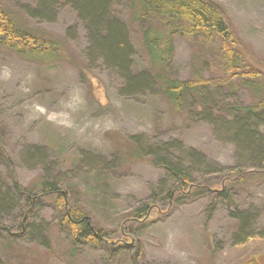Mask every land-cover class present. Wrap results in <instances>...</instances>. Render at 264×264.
Listing matches in <instances>:
<instances>
[{"label":"rangeland","instance_id":"rangeland-1","mask_svg":"<svg viewBox=\"0 0 264 264\" xmlns=\"http://www.w3.org/2000/svg\"><path fill=\"white\" fill-rule=\"evenodd\" d=\"M58 1L47 14L36 15L37 0H0V9L18 25L61 43L59 56L50 61L29 59L0 43V146L13 161L9 167L0 161V193L11 200L2 216L17 233L23 200L14 181L37 191L42 176L50 175L69 203L85 208L110 239L99 246L73 243L59 224L55 198L42 197L24 233L11 239L0 234V264H264V175L258 171L264 161L253 147L240 144L230 124L237 112L229 107L251 104L250 92L242 86L204 89L205 100L189 96L191 112L185 113L173 108L159 85L126 95L121 76L91 48L78 13ZM211 1L223 9L253 59L264 63V0ZM132 2L111 4L132 42L134 70L142 72L152 69L143 38L147 24L136 19ZM213 58L201 42L175 35L167 70L182 80L199 73L216 79L221 74ZM253 125L264 137V122ZM134 137L143 149L167 145L194 169L199 183L209 179V185L194 195L168 196L176 179L165 169L127 154L124 162L117 160L116 146L127 152ZM192 149L205 160L195 163ZM234 168L244 171L239 181L215 172L235 173ZM224 186L233 209L253 211L244 231L223 197L215 199L212 189ZM148 201L156 207L129 227L130 213ZM239 233L249 238L238 241ZM137 247L142 253L136 262Z\"/></svg>","mask_w":264,"mask_h":264},{"label":"trees","instance_id":"trees-1","mask_svg":"<svg viewBox=\"0 0 264 264\" xmlns=\"http://www.w3.org/2000/svg\"><path fill=\"white\" fill-rule=\"evenodd\" d=\"M64 2L77 12L85 23L91 48L99 52L106 64L121 76L124 82L122 92L126 95L145 90L153 91L155 86L159 85L161 93L173 108L185 113L187 110L191 112L188 104L189 96L205 100L204 89L211 88L209 91L214 93V90L221 85L231 89L237 86L246 88L254 100L251 104L230 106L229 111L237 112L230 124L236 127L234 136L240 144L253 147L255 156L264 161V137L257 126L253 125L254 121L264 122V63L254 60L249 54V49L243 47L219 4L211 0H133L136 19L147 24L143 38L152 65L151 70L138 72L134 70L132 42L123 21L116 16L112 8V0H64ZM58 3V0H37L34 13L47 14ZM179 34L197 40L209 48L214 56L212 62L216 63L221 76L213 79L199 73L193 79L182 80L170 74L167 65L173 57L174 37ZM0 43L15 53L34 60H54L61 51L59 40L39 35L18 25L3 9H0ZM134 138L132 139L135 143L127 152L122 148L123 146H116L117 160L124 162V156L127 154L135 159L147 158L155 166L165 169L176 179L175 185L167 193L168 196H173L174 193H177L179 198L194 195L201 190V187L209 185V179L199 183L194 169L184 165L181 158L172 153L167 145L149 146L143 149L138 141L136 142L138 138ZM190 154L197 164L206 157L196 149H192ZM0 161L8 167L10 164L13 165L3 146H0ZM9 171L11 172L10 168ZM258 171L264 175V163ZM215 172L232 182L241 180L244 174L240 168H234L235 173H226L222 169ZM13 187L23 200L22 220L18 225L17 233L12 232L2 216L11 206V200L8 193L5 195L0 193V234H5L11 239L16 234L24 233L31 226V214L36 201L42 197L53 196L61 215L59 224L73 243L99 246L105 245L110 239L107 231L91 221L85 208L69 203L70 197L67 192L63 191L60 182L50 175L42 176L37 191L23 188L17 180L14 181ZM224 187L221 190L212 189L215 199L219 196L223 197L231 215L235 219H241V230L244 231L245 222L253 216V211L246 213L237 206L233 209L234 200L231 192L227 186ZM155 207L154 201L138 205L129 215L128 220L131 222L129 227L136 220L145 219ZM214 207V203L208 207L207 219L211 217ZM123 221H126V218H123ZM247 238H249L248 234H237L238 241ZM141 253V247H137L134 253L136 262Z\"/></svg>","mask_w":264,"mask_h":264}]
</instances>
